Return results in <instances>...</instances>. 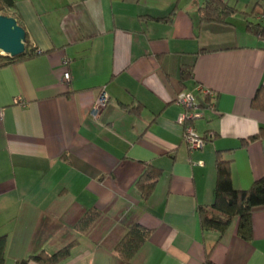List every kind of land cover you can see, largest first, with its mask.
I'll return each instance as SVG.
<instances>
[{"label":"crops","instance_id":"1","mask_svg":"<svg viewBox=\"0 0 264 264\" xmlns=\"http://www.w3.org/2000/svg\"><path fill=\"white\" fill-rule=\"evenodd\" d=\"M205 1L15 0L40 53L0 66L9 263L78 239L59 264H122L116 246L138 222L152 232L134 264H202L208 249L215 264H264V206L253 210L250 241L238 218L221 236L203 231L198 213L215 200L218 152L232 160L236 189L264 176V137L250 139L264 131V111L252 107L264 86V35L247 25L264 28V0H223L237 10L226 22L201 20ZM183 67L192 69L185 80ZM103 89L110 100L95 117ZM181 91L201 111L193 126L209 138L200 149H189L178 121ZM149 166L162 173L145 200L136 183ZM92 208L102 215L79 234Z\"/></svg>","mask_w":264,"mask_h":264},{"label":"trees","instance_id":"2","mask_svg":"<svg viewBox=\"0 0 264 264\" xmlns=\"http://www.w3.org/2000/svg\"><path fill=\"white\" fill-rule=\"evenodd\" d=\"M236 11L235 7L230 6L223 0H206L204 5L199 8L201 20L207 22H226L227 18ZM0 14L16 18L21 25L15 0H0ZM247 25L251 32L264 35V28L260 23L253 24L248 22ZM38 53L40 52L31 47L26 34L25 52L15 57L0 53V66L31 59ZM181 72L184 80L192 75V69L189 67H183ZM252 107L264 111V86L258 89L252 100ZM263 137L264 131L250 139ZM247 143L248 141H243L242 145L246 146ZM231 171L232 160L224 159L222 153L218 152L216 158L215 200L211 205H201L198 208L201 229L203 231H215L222 236L233 219L238 218V234L243 239L250 241L253 237V210L264 206V176L255 180L249 189L238 190L233 185ZM161 173V169L149 166L140 176L136 187L143 199L146 200L153 193ZM101 215L102 213L96 209L87 210L76 223L75 229L79 234L87 233L96 224ZM151 232L150 229L138 222L132 223L127 227L124 237L115 249L122 264H134V258L149 239ZM77 243L78 239H75L54 253L42 251L30 255L28 258L9 263L6 256L7 236L0 235V264H28L30 261L38 264H59L70 257L72 249ZM211 251L212 249L206 250L205 260L202 264H215L211 259Z\"/></svg>","mask_w":264,"mask_h":264},{"label":"built area","instance_id":"3","mask_svg":"<svg viewBox=\"0 0 264 264\" xmlns=\"http://www.w3.org/2000/svg\"><path fill=\"white\" fill-rule=\"evenodd\" d=\"M261 18L264 20V13L261 15ZM69 59L63 60L64 65H68ZM71 80V73L69 69L66 67L64 73H63V82L68 84ZM207 95H211L213 97H216L214 93H212L210 90H206ZM109 95L105 92V90H101V94L97 101L95 102L93 108H92V114L96 117L98 114L106 108V106L109 103ZM176 103L181 105L184 108V112L179 118V123L185 126V135L184 139L186 140L188 147L190 150L200 149L202 148L206 140L209 138V136H201L198 134V132L195 130L193 126L194 120L201 117V111L199 109V105L196 102L195 96L192 93L181 91L176 96ZM2 117V111L0 110V118Z\"/></svg>","mask_w":264,"mask_h":264},{"label":"water","instance_id":"4","mask_svg":"<svg viewBox=\"0 0 264 264\" xmlns=\"http://www.w3.org/2000/svg\"><path fill=\"white\" fill-rule=\"evenodd\" d=\"M26 30L17 19L0 14V53L15 57L25 52Z\"/></svg>","mask_w":264,"mask_h":264}]
</instances>
